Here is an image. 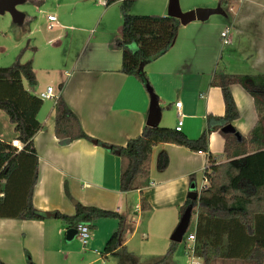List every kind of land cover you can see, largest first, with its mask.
Returning a JSON list of instances; mask_svg holds the SVG:
<instances>
[{
    "label": "crops",
    "instance_id": "0c3cea01",
    "mask_svg": "<svg viewBox=\"0 0 264 264\" xmlns=\"http://www.w3.org/2000/svg\"><path fill=\"white\" fill-rule=\"evenodd\" d=\"M103 1L85 0L92 6L86 7L83 13L60 15L55 22L46 19L48 29L56 25L64 31V36L53 37L46 44L52 56L44 62L42 70L59 74V79L58 90L53 89L55 95L42 99L36 116L41 129L33 137L37 159L33 208L43 213L71 216L74 214L71 201H75L83 206L116 211L125 220L132 219L133 224L137 223L132 215L150 214V218L163 219L167 233L172 234L180 211L191 207V231L194 232L196 200L207 185L205 175L211 167L229 161L224 152L225 141L218 131H210L207 153L158 143L151 151L148 186L144 187L142 179L138 178L133 190L120 192L119 158L104 145L125 146L128 140L140 135L147 123L150 98L136 79L120 72L121 52L114 48L113 42L121 30V0L107 7ZM177 2L183 13L220 6L226 15H211L204 22L181 25L170 49L144 67L159 107L155 127L174 129L181 116L180 133L193 140L205 131L207 116L224 115L220 88L211 86L217 69L230 75H264V0ZM168 9L169 0H133L131 13L168 16ZM92 26L95 29L89 28ZM224 28L229 29L228 45H221L219 37ZM136 48L135 44L130 46L132 51ZM28 61L32 63L35 86L26 88L25 82L23 86L39 97L46 89L37 92L35 58ZM61 72L67 76L62 78ZM230 92L238 118L229 126L246 138L257 121L252 98L238 84H232ZM59 96L75 114L84 133L102 145L83 139L63 143L55 138L52 113ZM176 103L181 104L179 109ZM0 141H16L17 151L23 147L15 139V133L8 139L0 134ZM160 154L168 158L163 170L157 167ZM32 170L33 161L27 163L26 160L10 185L17 208L27 195ZM192 192L195 200L188 198ZM141 197L150 210L139 209ZM15 217L13 213L0 216V261L5 264H27L26 253L34 264H108V259H113L104 255L103 249L118 227L115 219L94 222L87 243L82 246L76 233L67 240L68 228L56 217L38 221ZM240 234L230 240V251L226 250L225 256L213 264H247L243 258L245 249L243 252L235 249L245 247L246 241L238 239ZM127 236L130 238L129 233ZM128 244L129 239H123L122 246L128 249ZM113 260L116 263V259Z\"/></svg>",
    "mask_w": 264,
    "mask_h": 264
},
{
    "label": "trees",
    "instance_id": "16d2710c",
    "mask_svg": "<svg viewBox=\"0 0 264 264\" xmlns=\"http://www.w3.org/2000/svg\"><path fill=\"white\" fill-rule=\"evenodd\" d=\"M116 1L119 0H104L103 4L107 7ZM132 2L121 0V30L113 46L121 52L120 72L133 77L145 88L150 84L144 67L170 49L181 24L170 16L132 14ZM132 44L137 46L134 51L130 49ZM23 82L30 89L35 86L31 61L0 67V111L12 125L15 139L23 146L17 151L11 143L0 141V216L13 213L19 220L38 221L45 219V213L35 210L32 205V189L37 181L33 137L41 129L36 116L42 99L25 90ZM232 84L240 85L253 101L257 121L246 138L240 137L235 130L232 133L221 131L238 118L230 92ZM211 86L220 88L224 115L207 116L206 129L197 139H188L175 129L144 126L140 135L128 140L125 146H104L119 158V190L128 192L134 189L138 178L142 179L144 187L148 186L151 151L156 144H174L193 152L207 153L208 133L218 131L225 141L224 152L229 161L211 167L205 175L207 185L196 200L195 253L204 264H213L225 256L226 250L230 251V240L241 233L238 239L246 241L245 247L235 249L241 252L245 249L243 258L247 264H264V75H230L217 69ZM52 118L53 134L57 140L94 142L84 133L77 117L61 96L54 102ZM26 160L27 163L33 161L32 179L23 203L17 208L12 201L10 185ZM167 165V156L160 154L158 169L163 170ZM139 209L150 210L143 197L139 200ZM54 214L68 230H76L81 223L88 224L92 229L93 223L100 219L117 220L118 227L105 244L103 254L115 258L116 264H138L137 258L122 246L125 219L118 212L75 203L73 215ZM176 246L170 242L165 256L154 264H166ZM25 256L27 264H34L27 253ZM0 264L5 263L0 261Z\"/></svg>",
    "mask_w": 264,
    "mask_h": 264
},
{
    "label": "rangeland",
    "instance_id": "374dc122",
    "mask_svg": "<svg viewBox=\"0 0 264 264\" xmlns=\"http://www.w3.org/2000/svg\"><path fill=\"white\" fill-rule=\"evenodd\" d=\"M93 1L98 2L99 0ZM90 5L85 0H23L21 4L16 6V10L22 13L25 18L21 24L14 23L7 12L0 14V67H10L17 61L25 63L35 58L37 92L45 90L47 86L56 92L59 74L48 72L49 69H42L44 62L52 56L51 49L46 45L47 42L56 36L62 38L64 31L56 25L52 29H48L46 17L53 14L57 19L60 15H74L78 12L80 14L86 11V7ZM89 28L95 29L94 26ZM49 59L53 60L52 58ZM66 76L64 72H61L62 78ZM25 84V87L28 88L26 82ZM13 133L12 125L6 115L0 111L1 136L8 139ZM149 216L150 214H142L139 217L132 215L133 221H136L137 224H133L130 218L125 220L123 239H129L127 250L137 258L139 264L158 262L165 256L170 247L171 233H167L164 220ZM192 227L193 219L189 222L187 233L192 232ZM128 233L130 238L127 236ZM113 259L109 258L108 264H116ZM87 262L91 263L90 261ZM166 264H188V259L180 244L175 247L174 254L166 261Z\"/></svg>",
    "mask_w": 264,
    "mask_h": 264
},
{
    "label": "water",
    "instance_id": "95a60500",
    "mask_svg": "<svg viewBox=\"0 0 264 264\" xmlns=\"http://www.w3.org/2000/svg\"><path fill=\"white\" fill-rule=\"evenodd\" d=\"M22 2L23 0H0V14L2 15L7 12L10 14L14 23L21 24L24 16L22 13L16 10V6L21 4ZM211 15H222L224 17L226 16L220 6H216L213 9H195L193 11L183 13L179 8L177 0H169L168 16L178 19L181 25H185L193 21L204 22ZM145 89L150 98L149 113L147 117L146 126L155 127L159 118V107L157 103V97L151 87L146 86ZM221 131L224 133H232L233 129L231 128V126L228 125L221 128ZM62 142L67 143L68 140H64ZM93 143L95 144L96 142L94 141ZM195 197L196 195L193 192L189 193L188 195V198L191 200H195ZM71 203L75 205V201H71ZM191 209V207L186 208L182 213L181 217L179 218V222L170 236V241L172 243L180 244L183 236L187 232L189 220L191 217ZM45 217L55 218V214L46 212ZM75 233L76 230L69 229L66 235L67 240H71Z\"/></svg>",
    "mask_w": 264,
    "mask_h": 264
},
{
    "label": "built area",
    "instance_id": "2783aa9c",
    "mask_svg": "<svg viewBox=\"0 0 264 264\" xmlns=\"http://www.w3.org/2000/svg\"><path fill=\"white\" fill-rule=\"evenodd\" d=\"M46 19L49 22H55L56 21V17L54 15H47ZM228 34H229L228 28H224L220 32L219 37H220L221 45H228L230 43V39L228 37ZM39 98L40 99H51V98H53V89L51 87H47L44 92L39 94ZM175 105L178 109L181 106L180 103H176ZM178 114H180V113L178 112ZM181 127H182V118L180 116L176 122L174 129H175V131L180 132ZM11 145L13 147H15L17 150H19L18 144L16 141H12ZM205 181L207 182L206 177H205ZM76 235H77V239L80 242V244L82 246H85L87 243V240L90 236L89 225L85 224V223L78 224V226L76 228ZM180 245L182 246V250L188 259V264H204L202 258L198 257L195 253V234H194V232L185 233V235L183 236V238L180 242Z\"/></svg>",
    "mask_w": 264,
    "mask_h": 264
}]
</instances>
